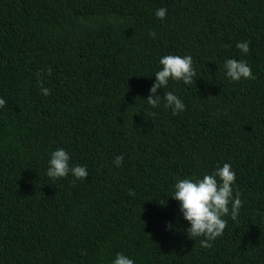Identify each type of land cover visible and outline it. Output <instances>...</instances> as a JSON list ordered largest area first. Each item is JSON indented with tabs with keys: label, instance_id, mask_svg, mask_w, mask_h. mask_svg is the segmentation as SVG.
<instances>
[{
	"label": "trees",
	"instance_id": "obj_1",
	"mask_svg": "<svg viewBox=\"0 0 264 264\" xmlns=\"http://www.w3.org/2000/svg\"><path fill=\"white\" fill-rule=\"evenodd\" d=\"M169 54L197 75L153 108ZM227 59L255 79L231 81ZM0 98V264H264V0H0ZM61 148L86 180L47 176ZM224 163L243 204L205 249L171 197Z\"/></svg>",
	"mask_w": 264,
	"mask_h": 264
},
{
	"label": "clouds",
	"instance_id": "obj_2",
	"mask_svg": "<svg viewBox=\"0 0 264 264\" xmlns=\"http://www.w3.org/2000/svg\"><path fill=\"white\" fill-rule=\"evenodd\" d=\"M155 16L164 21L167 16V9L161 7L156 10ZM153 38L155 33L150 32ZM236 47L245 55L250 52V42H238ZM161 70L155 73V83L150 89V95L146 99L148 104L157 108L161 104L159 89L168 87L169 80L191 85L196 77L193 58L191 55H165L159 61ZM225 75L233 82L241 79L254 80L252 69L245 61L227 59L224 63ZM51 75V69L48 70ZM42 94L51 95V90L44 88L41 84ZM164 107L170 108L172 115H178L186 111L183 101L172 91L164 92ZM6 107V101L0 98V108ZM155 115V113H153ZM70 155L64 149H57L51 153L47 176L52 180L66 178L71 174L75 180H86L88 177L87 168L80 165H70ZM124 161V156L114 157V164L119 167ZM75 182V181H73ZM236 183V173L231 164L224 163L222 167L211 174H204L202 178L186 177L178 179L174 185V193L171 198L179 202L180 211L184 219L190 224L187 234L190 239L200 238L202 248L209 249L212 242L221 237L228 227L225 217L232 221H238L239 212L243 201L241 193L235 191L233 185ZM129 195H134L129 192ZM112 264H135L134 260L117 253Z\"/></svg>",
	"mask_w": 264,
	"mask_h": 264
}]
</instances>
